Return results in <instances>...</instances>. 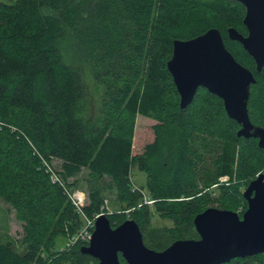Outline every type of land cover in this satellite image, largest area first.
<instances>
[{
	"label": "trees",
	"instance_id": "16d2710c",
	"mask_svg": "<svg viewBox=\"0 0 264 264\" xmlns=\"http://www.w3.org/2000/svg\"><path fill=\"white\" fill-rule=\"evenodd\" d=\"M245 13L236 0H0V198L23 223L20 247L0 239V264H66L72 248L88 243L64 249L84 219L52 181L46 163L54 160L68 187L87 171L86 216L104 212L105 192L114 191L155 250L166 248L146 236L157 217L173 221L172 242L199 237L194 219L222 177L232 185L224 187L223 208L244 213L243 190L264 171V148L238 136L239 123L204 87L181 108L167 61L175 39L220 29L226 47L255 74L249 114L264 127V67L258 72L227 33L235 27L247 34ZM83 61L101 89L94 107ZM138 116L155 123L153 139L135 154ZM135 165L147 174L142 189L151 204L134 190ZM108 217L114 227L124 221ZM226 264H264V253Z\"/></svg>",
	"mask_w": 264,
	"mask_h": 264
},
{
	"label": "water",
	"instance_id": "95a60500",
	"mask_svg": "<svg viewBox=\"0 0 264 264\" xmlns=\"http://www.w3.org/2000/svg\"><path fill=\"white\" fill-rule=\"evenodd\" d=\"M236 1L245 6L247 34L229 27L228 37L243 45L260 72L264 67V0ZM167 62L181 108L190 105L204 87L222 99L226 115L239 123L238 136L256 138L264 148V127L252 121L248 107L255 74L226 47L220 29L212 27L190 39H175ZM242 197L248 205L242 216L234 210L208 207L194 219L200 238L174 240L163 250L143 242L136 220L126 219L114 227L108 214L102 213L81 252L98 259L97 264H122L120 255L125 264H226L264 253V171L250 181Z\"/></svg>",
	"mask_w": 264,
	"mask_h": 264
},
{
	"label": "rangeland",
	"instance_id": "374dc122",
	"mask_svg": "<svg viewBox=\"0 0 264 264\" xmlns=\"http://www.w3.org/2000/svg\"><path fill=\"white\" fill-rule=\"evenodd\" d=\"M87 61H83L81 65L83 66V69L86 73V79L88 83V105L90 107H94L99 103V95H100V87L95 82L93 78V71L89 65H85ZM155 121L152 120V118H145L143 116H138L137 118V127H136V133H135V142H134V153L138 154L141 152L142 147L147 142L151 141L153 139V125ZM60 161L54 160L52 165L55 168L56 171L60 172ZM87 171L82 172L77 177H72L68 180V183L70 185V189L81 192L82 195H84V203L86 204L88 201V189L86 185V177H87ZM132 180L133 183L136 186H139L143 188L147 185V174L139 170L138 166H133L132 168ZM220 184L218 186H214V188L211 189L209 202L207 203L208 207H217V208H223L224 202L227 199L224 196V187H229L232 185H229V181L226 177H222ZM244 191V190H243ZM106 200L105 206H104V213L107 214H118L119 220H126V219H133L132 212L133 208H128L127 202H122V200L119 198L118 194L114 191H106L105 192ZM228 201V200H226ZM234 210V209H230ZM234 210L238 212L241 216V211ZM16 211L13 209V207L5 202L2 198H0V239L5 241H12L14 242V247H20L21 240L23 237V223L17 219ZM173 221L170 219H163V218H154L153 221L149 224L148 231H147V238L148 240L152 242L161 241V244L167 248L169 245L172 244V241L169 240L170 233H173ZM176 232L175 234H177ZM200 238V235L199 237ZM195 238V239H198ZM64 242H67L64 241ZM64 245V244H63ZM82 247V246H81ZM78 247L72 248L66 259V264H92L93 259L86 254L82 255L79 253ZM52 256V255H51ZM50 256V257H51ZM93 257V256H92ZM96 262L95 264H97Z\"/></svg>",
	"mask_w": 264,
	"mask_h": 264
},
{
	"label": "built area",
	"instance_id": "2783aa9c",
	"mask_svg": "<svg viewBox=\"0 0 264 264\" xmlns=\"http://www.w3.org/2000/svg\"><path fill=\"white\" fill-rule=\"evenodd\" d=\"M46 167H47L46 169L51 174L52 181L54 183H58L64 187L66 194L69 196V198L71 199V202L75 205L77 210L83 215V219H84V224L81 226V228L74 235H72L71 237L68 238L67 242L64 244V249H70L73 246V244H76L79 241H84V242L89 243V241L92 237V233L94 231L93 229H95L96 219L104 212H98L93 217L86 216V214H84V212H83V207L85 205L84 195H82L81 192H77V191L70 189V187H68L66 185V183L64 182L62 177L59 176L60 173L55 170V168L53 167L52 164L50 165V164L46 163ZM134 190H138V191L143 193V195L145 197V201H144L145 203L151 204L153 202V200L148 199L146 191L143 190L141 187L136 186L134 184ZM241 210L242 209L240 208L239 211H241Z\"/></svg>",
	"mask_w": 264,
	"mask_h": 264
}]
</instances>
